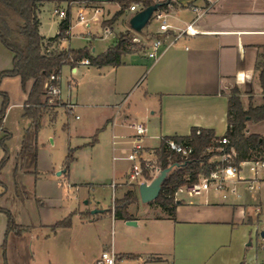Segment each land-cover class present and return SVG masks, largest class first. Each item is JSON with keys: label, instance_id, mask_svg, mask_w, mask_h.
Here are the masks:
<instances>
[{"label": "crops", "instance_id": "0c3cea01", "mask_svg": "<svg viewBox=\"0 0 264 264\" xmlns=\"http://www.w3.org/2000/svg\"><path fill=\"white\" fill-rule=\"evenodd\" d=\"M89 1L100 5L108 16L119 9V4L111 0ZM64 2L39 1L38 31L46 47L52 48L53 43L48 38L55 36L59 29L54 10L63 7ZM46 3L52 4L49 12L50 19H53L43 23L41 11ZM206 4V0H172L163 9L170 37L188 23H193L196 32L183 35L168 46L165 43L171 38H166L154 62L146 56L150 41L141 37V31L145 30L151 36L159 34L158 26L148 27L150 23H158L151 17L139 33H134L141 38L139 48L125 54L121 65L96 67L81 62L61 67L58 80L60 103L70 101L74 103L71 111L89 110L94 114L90 130L85 136L78 134L81 130L77 132L78 128L75 127V140L78 142L68 148L72 150L73 158L75 151L87 148L96 151L103 144L102 149L110 151L113 159L126 160L125 155L133 141L132 124L143 123L146 133L142 140V157L153 160L156 158L155 150L165 136H185L193 127L212 129L218 137L223 135L227 128L229 98L238 97L239 94L243 107L247 108L249 99L245 93L253 88L259 94L253 95L252 105L262 103L256 64L263 60L264 55V0H216L210 9L203 12L202 8ZM195 7L199 10H194ZM140 9L139 5L137 10L126 9L115 23L106 26L109 28L108 33L104 32L100 22L102 34L98 37L108 38L116 24L123 27L118 33L131 30L129 20ZM119 20L123 23H116ZM86 26H90L89 21ZM59 47L70 48L66 40L60 41ZM107 47L92 54H99ZM12 57L11 51L0 42V72L11 68ZM79 65L84 66L85 72L90 75L89 85L85 91H80L78 82L75 84V78H71L68 87L71 88L73 82L76 93L73 98L68 90L64 99L61 96V70L67 66L70 73L75 74L78 73ZM31 84L32 81H28L23 89L19 76H4L0 79V91L7 93L9 98L3 126L9 132L6 123L11 112L17 121L15 146L9 150L7 159L11 173L23 132L30 123L23 116V111ZM44 98L46 95L42 96ZM1 103L0 95V106ZM51 103L53 101L49 98L48 104ZM59 108L49 105L42 116L41 126L44 117L48 124H52ZM74 117L80 118L78 114ZM244 132L246 135H264V119L246 121ZM9 133L12 135L11 131ZM94 134L96 141L89 144ZM38 139L39 132L37 160ZM3 155L4 152L0 151V158ZM32 170L33 167L28 169ZM64 171L58 170L57 176ZM2 173L1 168L0 180L3 185L0 186L5 189L0 191V207L9 210L15 223L26 227V230L20 235L13 231L5 233L7 218L0 211V264H4V256L6 264H70L66 261L69 251L65 245L74 246L80 234H72L82 226L93 227L91 241L99 246L97 258L86 264H97L100 253L105 249L115 253V264H243L246 258L241 262L240 241L234 239L235 233L241 228L246 230L252 224L257 228L264 224V180L253 183L251 188L247 181L232 180L228 182L227 190L209 188L198 196L187 195L178 189L175 192L174 217L156 203L138 205L139 199L126 208L132 215L129 220L136 222V225H128L127 220L115 218L113 213L91 214L93 209H107L97 204L83 209L75 207L67 216L55 221L47 220L45 215L35 221L27 220L23 216L24 205L33 199L40 201L41 205L45 204L21 180L28 174L37 178V170L36 174L20 171V183L29 193V196L22 193L23 198L16 196L13 179L11 191H8ZM111 186L114 192L118 191V198L130 188L125 185L124 179L112 182ZM230 188H234V191ZM72 215L74 220L71 219ZM60 233L68 234L66 244L55 241ZM245 245L248 247V241Z\"/></svg>", "mask_w": 264, "mask_h": 264}, {"label": "trees", "instance_id": "16d2710c", "mask_svg": "<svg viewBox=\"0 0 264 264\" xmlns=\"http://www.w3.org/2000/svg\"><path fill=\"white\" fill-rule=\"evenodd\" d=\"M40 0H0V42L13 54L12 66L10 69L0 72V79L4 76H19L22 88L24 89L28 81H32L27 98L24 103L23 116L30 120L25 128L20 148L15 157V164L12 169V179L14 182L15 194L23 198L22 193L29 196L20 183V171L36 174L37 163V135L41 128V119L46 113L48 106H59V101L53 100L48 104L49 97L46 95L45 82L49 75H59L63 65H76L83 59L88 60V64L96 67L119 66L122 64V57L132 52L135 43L132 41L134 31L126 30L119 32L114 43L103 52L93 55L88 47L81 48H60L59 43L68 38L70 27V12L67 10L66 17L59 21L58 33L48 38L53 43L52 48L46 47L43 37L39 34V19L37 16ZM61 1V0H57ZM119 4V9L110 17L101 22L103 27L111 26L129 6L136 2L140 8H146L156 2L153 0H111ZM172 0H163L159 8L166 9ZM257 78L259 81L262 103L253 106L249 94L247 108H244L238 97L228 99L227 107V128L224 136L227 137L229 145L236 151V161L250 158H264V135L252 133L246 135L244 132L246 121H260L264 119V55L263 60L256 64ZM58 84V81H53ZM2 103L0 106V150L4 155L0 158V170L8 159L6 140L10 133L3 126V119L9 105L7 93L0 91ZM46 98L42 99V96ZM215 135L212 129L193 127L190 133L185 136H165L161 139L159 147L155 150L158 166L160 169L176 164L168 173L161 184L160 192L151 203L158 204L171 217L175 215L176 197L175 192L178 187L184 184L193 183L198 180L201 172L207 173L214 167V162L210 161L212 152L207 149L216 145ZM174 139L178 142H185L191 147V152L187 158L166 148V140ZM96 141V134L93 135L89 144ZM72 150L69 149L67 160H72ZM33 167L32 171H28ZM145 178H149L145 175ZM0 185L3 183L0 180ZM130 188L118 199L113 207H109L102 212L113 213L115 218L129 220L132 215L126 211L129 204L139 200L137 186L129 183ZM7 218L5 233L13 231L20 235L26 227L17 225L12 213L0 207ZM91 213V212H90ZM89 213V214H90ZM92 214V213H91ZM61 224V223H60ZM129 256V255H128ZM4 264H6L4 256Z\"/></svg>", "mask_w": 264, "mask_h": 264}, {"label": "rangeland", "instance_id": "374dc122", "mask_svg": "<svg viewBox=\"0 0 264 264\" xmlns=\"http://www.w3.org/2000/svg\"><path fill=\"white\" fill-rule=\"evenodd\" d=\"M57 1V0H56ZM77 4L84 9L86 13V18L88 19L90 26H86L84 23H78L76 18V7L71 9L70 14V23L71 27L68 33V38L66 44L73 49L88 47L90 52L95 54L100 52L103 48L110 46L115 41V36L119 30L123 27L121 24L114 26V30L110 36L106 39H101L98 36L102 34V28L100 27V22L104 19H110L113 14L108 16L102 9V14L99 16V21H93L91 19V8L94 6H100L97 4L91 3L89 0H80ZM63 7H70L69 0H65ZM101 7V6H100ZM102 8V7H101ZM50 10H52V4L46 3L43 10L41 11V18L43 23H48L50 19ZM58 19H55L57 22ZM50 22V23H55ZM115 23V22H114ZM116 23H123L118 21ZM158 26V23H150L148 27ZM135 33V32H133ZM145 41H151L155 36L148 32V30L141 31ZM135 35V34H134ZM137 36V35H135ZM139 41H133L136 45L132 49L139 48L141 38L138 36ZM94 49V50H92ZM89 74L85 72V67L79 65L78 73L71 74L70 68L64 66L61 70V90L62 98H66L68 90L70 91L71 96L74 98L76 93L74 83L71 82V88L68 87V81L71 78H75V84L78 82L80 86V91H85V87L88 86ZM72 81V80H71ZM73 87V88H72ZM259 94L251 88L247 94H252L250 101L253 103V95ZM249 96V95H247ZM247 98V97H246ZM249 99V98H248ZM62 101H59V103ZM66 101L60 103L58 113L55 117V120L52 124H48L46 121L47 118L44 117L42 126L39 130V139H38V160L36 165V170L38 172L37 178L28 174L22 178V183L26 185L27 189L35 194L36 198H41V201L44 202V205L40 204V201L35 199L29 201L24 205L23 216L27 220H38L42 215H45L47 220L55 221L64 216H67L69 211L78 207L83 209L85 206L99 205L103 208L113 207L114 202L118 199V191L114 192L111 186L112 182L125 180V185L129 186L128 180V168L130 167V161L128 160H116L112 158L111 152L102 149L103 144H100L99 148L96 151L85 149L81 151L74 152V158L72 160H67L68 148H72L77 142L75 140V127L78 128L77 132L81 130V134L85 136L91 126V119H94V114L89 110L79 111L74 110L70 113H66L67 108L65 107ZM245 100L244 103H246ZM75 114H78L80 118L75 119ZM85 123V124H84ZM82 129H79L80 126ZM17 125L16 117H14L13 112L9 114L6 126L9 128V132H12V135L6 140V146L9 153V150L14 149L15 140V127ZM2 135V134H1ZM0 135V136H1ZM12 136V137H11ZM9 140V141H8ZM10 148V149H8ZM3 151V150H0ZM263 156V155H262ZM260 156V157H262ZM116 160V161H115ZM153 163H157V159L154 158ZM158 165V163H157ZM10 162L6 161L2 167V180L8 186V191H11L12 187V173ZM65 169L63 173L57 176V171ZM127 171L124 175V172ZM143 179L133 180L131 183L138 186V184ZM77 185H74V184ZM5 187L0 186V191L4 190ZM137 189V188H136ZM138 195V191H137ZM139 201V200H138ZM137 201V202H138ZM98 202V203H97ZM138 205H143L139 201ZM134 213V210H132ZM44 216V217H45ZM74 216H71L73 219ZM74 220V219H73ZM106 226V222H104ZM105 227L104 229H106ZM259 228H264V224H260ZM93 227L85 226L82 228H77L72 235H79L75 240L76 243L74 246L67 245L68 234L60 233L58 234V239L55 241L64 242L67 246L69 253L66 256V261L70 264H86L88 261L95 260L98 256L99 246L92 243L91 241V231ZM242 230L235 233L234 239L238 240L240 243V260L243 261V258H246L247 262L253 261L255 255H257L258 260L263 259L264 253L255 248L256 238H255V224L250 225L246 230ZM252 239V246L246 247V242ZM260 241H258V244ZM257 249V250H256Z\"/></svg>", "mask_w": 264, "mask_h": 264}, {"label": "built area", "instance_id": "2783aa9c", "mask_svg": "<svg viewBox=\"0 0 264 264\" xmlns=\"http://www.w3.org/2000/svg\"><path fill=\"white\" fill-rule=\"evenodd\" d=\"M80 0H69L70 7L65 8H56L54 10V15L60 21L66 17V12L71 11L72 8H77L76 10V18L78 23H88V19L86 18V13L83 8L79 5H72L79 3ZM88 1V0H87ZM207 4L202 8L203 12L210 9L212 4L216 0H206ZM138 3H132L129 6L130 10H137ZM194 10H199L196 7ZM71 14V12H70ZM102 14V8L100 6H94L91 8V19L93 21H99V16ZM152 19L158 22V32L157 36H154L149 46L146 49V56L151 61L157 60L160 54V49L164 45V40L170 37L167 34L169 29V25L166 22V14L163 9L158 8L153 14ZM70 30V27H69ZM68 30V33H69ZM104 32L108 33L109 28L104 27ZM196 32L193 23H188L184 28L178 30L174 35H171V39L165 43V45L172 44L177 38L183 35H192ZM132 41H139L137 36H133ZM83 63L88 64L87 59L82 60ZM59 75L51 74L48 76L45 82V90L46 95L53 100L59 101V87L57 83L53 81H58ZM243 93V92H242ZM247 97V92L245 93ZM239 99H241L240 95H237ZM65 107L67 110L66 113H70L74 103L70 101H66ZM134 129V134L132 138V145L127 151L125 155V159L130 161V167L128 168V180L131 183L133 180H139V178L143 180L149 181L155 173L160 169L157 163H153L152 160L144 159L142 157V140L146 133V127L143 123H134L132 124ZM216 145L210 146L207 151L212 152V156L210 161L214 162V167L207 173L201 172L198 175V180L193 183H188L181 185L177 188L184 191L187 195L190 196H198L204 190L209 188H214L217 190H227L229 181H247L252 187V184L255 182H259L264 180V158H250L241 161H236V151L233 146L229 145V141L226 136L221 135L216 140ZM166 148L170 151L180 154L183 158H187L191 152V147L187 145L185 142H178L174 139L166 140ZM148 175L149 178H145ZM140 182V181H139ZM114 186V185H112ZM176 190V191H177ZM231 191H234V188H230ZM263 229L257 228L255 226V238L256 244L255 248L261 250L264 253V234H262ZM258 241L260 243L258 244ZM248 247L252 246V239L248 240ZM256 249V250H257ZM116 255L111 249H105L100 253L99 260L97 264H115ZM243 264H264V257L261 260H258L257 255L251 262H247L244 260Z\"/></svg>", "mask_w": 264, "mask_h": 264}, {"label": "water", "instance_id": "95a60500", "mask_svg": "<svg viewBox=\"0 0 264 264\" xmlns=\"http://www.w3.org/2000/svg\"><path fill=\"white\" fill-rule=\"evenodd\" d=\"M160 2H156L146 8H142L137 11L129 20L130 28L132 31L139 33L142 28L148 23L151 19L152 14L159 8ZM176 164L170 165L166 168L159 169L155 175L149 180L141 181L138 186V195L139 199L142 203H148L156 199L160 192L161 184L168 173L173 169ZM103 209H93L90 212L92 214L97 212H102ZM126 223L128 225H136V222L133 220H127ZM264 234V231H262Z\"/></svg>", "mask_w": 264, "mask_h": 264}]
</instances>
